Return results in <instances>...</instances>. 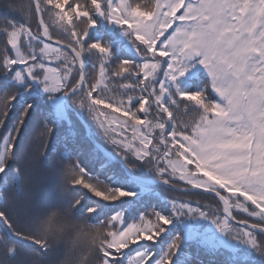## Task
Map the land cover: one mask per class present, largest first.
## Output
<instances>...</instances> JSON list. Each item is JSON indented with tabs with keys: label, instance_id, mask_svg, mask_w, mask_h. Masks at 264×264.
<instances>
[{
	"label": "snow or ice",
	"instance_id": "6c2138e0",
	"mask_svg": "<svg viewBox=\"0 0 264 264\" xmlns=\"http://www.w3.org/2000/svg\"><path fill=\"white\" fill-rule=\"evenodd\" d=\"M9 7L0 264H264V0Z\"/></svg>",
	"mask_w": 264,
	"mask_h": 264
},
{
	"label": "trees",
	"instance_id": "16d2710c",
	"mask_svg": "<svg viewBox=\"0 0 264 264\" xmlns=\"http://www.w3.org/2000/svg\"><path fill=\"white\" fill-rule=\"evenodd\" d=\"M21 2H23V0H0V25H2L6 19H15V20L22 19L20 12L15 11L9 7V5L12 3H21ZM29 135H31V133H29ZM27 142L28 141L26 137L25 143ZM31 151L32 148L29 149V152ZM59 163L60 161L58 157H54L49 161H47V166H40L39 162L37 161L38 174L33 177V183L28 186L32 189L35 197L45 200H47L50 197V195L52 194L51 187L53 185L57 186L58 183L59 177H58L56 165ZM13 194L14 193L11 192L5 193L6 196ZM89 222L96 223V221H89ZM60 258H62L61 253H59L55 257H51L50 259L55 261Z\"/></svg>",
	"mask_w": 264,
	"mask_h": 264
},
{
	"label": "clouds",
	"instance_id": "9594fccd",
	"mask_svg": "<svg viewBox=\"0 0 264 264\" xmlns=\"http://www.w3.org/2000/svg\"><path fill=\"white\" fill-rule=\"evenodd\" d=\"M51 244L54 248L58 249V251L61 253L62 256L71 254L73 252L72 238L70 235L60 240L51 241Z\"/></svg>",
	"mask_w": 264,
	"mask_h": 264
},
{
	"label": "rangeland",
	"instance_id": "374dc122",
	"mask_svg": "<svg viewBox=\"0 0 264 264\" xmlns=\"http://www.w3.org/2000/svg\"><path fill=\"white\" fill-rule=\"evenodd\" d=\"M55 188H56V186H54V185L51 187L52 193L55 192ZM173 195H175V193H173ZM198 198L199 197H193V199H198ZM199 199H202V198H199ZM202 202H203V199H202Z\"/></svg>",
	"mask_w": 264,
	"mask_h": 264
}]
</instances>
